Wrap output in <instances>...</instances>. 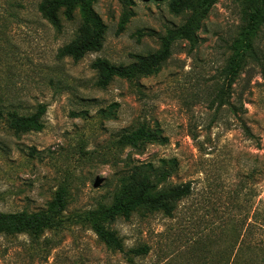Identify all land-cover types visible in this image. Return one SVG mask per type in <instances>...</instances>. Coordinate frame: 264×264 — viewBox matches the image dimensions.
<instances>
[{"label":"rangeland","instance_id":"1","mask_svg":"<svg viewBox=\"0 0 264 264\" xmlns=\"http://www.w3.org/2000/svg\"><path fill=\"white\" fill-rule=\"evenodd\" d=\"M38 2L5 5L12 15L4 18L0 7V212L44 209L59 190L68 202L62 225L37 240L0 235V264L223 262L227 248L239 247V223L264 210V24L254 41L258 59L232 87L230 113L217 107L215 95L244 24L236 0H216L194 47L174 36L188 15L182 0H92L104 38L78 61L56 55L74 38L78 12L56 32L37 13ZM164 39L169 55L154 72L96 85L95 59L128 66L136 56L157 54ZM38 105L45 107L43 129L13 133L6 112L27 115ZM140 125L166 142L119 144L122 133ZM171 159L175 165L162 162ZM145 171L157 188L188 184L190 192L171 216L139 210L109 221L124 252L107 249L75 217L110 205L123 182ZM161 172L168 175L159 183ZM247 244L238 262L262 264ZM142 245L146 254L128 252Z\"/></svg>","mask_w":264,"mask_h":264},{"label":"trees","instance_id":"2","mask_svg":"<svg viewBox=\"0 0 264 264\" xmlns=\"http://www.w3.org/2000/svg\"><path fill=\"white\" fill-rule=\"evenodd\" d=\"M21 0H0L1 18L12 14L7 12L5 5L17 8L21 7ZM241 8L243 26L237 37L232 41L229 49L231 55L226 60L222 70L223 78L220 89L215 95L218 108H224L230 113H235V105L230 101L232 87L241 74L248 68L250 61L258 59L254 41L257 38L261 26L264 24V0H236ZM216 0H182L184 11L188 14L185 22L174 32V36L187 39L191 47L197 42L196 33L200 29L202 20L206 18L210 8ZM131 4V0H125ZM36 11L56 32L62 30V20L72 21L77 11L80 24L75 31L74 38L60 47L57 51L58 58L69 57L74 61L80 60L86 53L98 51L103 42L105 25L99 15L92 8V0H39ZM127 22L123 14L119 23V29ZM169 39H164L159 52L148 57L136 56L137 61L128 66L114 65L105 59L97 58L91 63V68L97 74L96 85L104 88L114 78L131 80L139 76H146L156 68L169 55ZM242 101V100H241ZM241 108L243 106L241 105ZM45 112L44 105H38L36 111L31 114H19L16 111H8L5 114L8 127L13 133L39 132L43 129L42 116ZM166 138L159 132L140 125L133 130L121 134L119 144L131 148L138 147L141 143H165ZM163 163L175 165V160H162ZM168 174L161 172L158 182H163ZM157 181L153 182L149 174L144 172L142 178L138 176L123 182L120 190L115 194L113 202L94 210H88L76 215L75 221L86 224L95 234L97 240L107 249L124 252L121 239L107 223L117 217L129 218L134 212L144 210L148 212H161L165 216H171L175 204L190 192L188 184L172 187L157 188ZM67 197L64 190H59L46 204L44 209L27 212H0V235L11 236L23 234L33 240L39 239L47 230H55L62 225V212L67 206ZM252 223H239V233L236 241L239 247L230 246L224 251L222 260L216 264H240L238 259L242 252L248 248V241L252 242V250L261 254L264 264V210L259 207L253 213ZM245 246V247H243ZM128 252L133 255H144L148 252L146 245L131 249ZM214 264V262H213ZM257 264V263H246Z\"/></svg>","mask_w":264,"mask_h":264}]
</instances>
